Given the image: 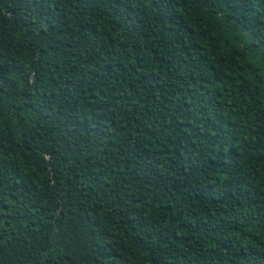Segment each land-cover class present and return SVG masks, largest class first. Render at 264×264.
<instances>
[{
  "label": "trees",
  "instance_id": "obj_1",
  "mask_svg": "<svg viewBox=\"0 0 264 264\" xmlns=\"http://www.w3.org/2000/svg\"><path fill=\"white\" fill-rule=\"evenodd\" d=\"M0 264H264V0H0Z\"/></svg>",
  "mask_w": 264,
  "mask_h": 264
}]
</instances>
